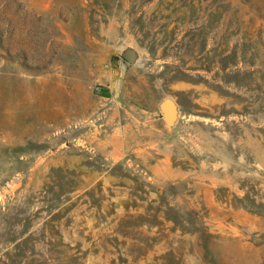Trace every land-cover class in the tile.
I'll use <instances>...</instances> for the list:
<instances>
[{
  "label": "rangeland",
  "instance_id": "obj_1",
  "mask_svg": "<svg viewBox=\"0 0 264 264\" xmlns=\"http://www.w3.org/2000/svg\"><path fill=\"white\" fill-rule=\"evenodd\" d=\"M0 264H264V0H0Z\"/></svg>",
  "mask_w": 264,
  "mask_h": 264
}]
</instances>
